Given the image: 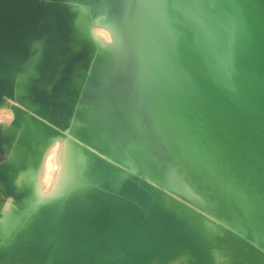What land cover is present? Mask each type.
I'll list each match as a JSON object with an SVG mask.
<instances>
[{"label": "bare ground", "instance_id": "6f19581e", "mask_svg": "<svg viewBox=\"0 0 264 264\" xmlns=\"http://www.w3.org/2000/svg\"><path fill=\"white\" fill-rule=\"evenodd\" d=\"M260 3L203 0L192 10L198 22L185 19L162 61L151 21H122L119 42L102 23L82 38L77 22L103 15L98 4L35 0L0 96L9 156L2 264H165L178 251L192 264H264V109L244 119L232 108L246 79L238 54L264 27ZM98 49L122 85L94 72ZM124 83L141 111L133 131L108 116ZM154 138L168 153L167 176ZM109 154L127 168L105 161Z\"/></svg>", "mask_w": 264, "mask_h": 264}, {"label": "water", "instance_id": "95a60500", "mask_svg": "<svg viewBox=\"0 0 264 264\" xmlns=\"http://www.w3.org/2000/svg\"><path fill=\"white\" fill-rule=\"evenodd\" d=\"M263 1L260 11L264 16ZM34 16L35 0H0V96L27 42ZM238 55L246 79L232 108L244 119L255 118V110L264 109V27ZM12 193L17 195L16 188ZM140 243L143 250L147 244Z\"/></svg>", "mask_w": 264, "mask_h": 264}, {"label": "snow or ice", "instance_id": "6c2138e0", "mask_svg": "<svg viewBox=\"0 0 264 264\" xmlns=\"http://www.w3.org/2000/svg\"><path fill=\"white\" fill-rule=\"evenodd\" d=\"M64 2L75 6L78 0H64ZM97 4L104 10L103 15L97 18L96 13H92L77 22L78 29L83 26V30L78 32L82 38H86L96 24L102 23L104 27L111 29L119 42L122 21L141 23L151 21V30L159 57L162 61H166L175 53L178 45L177 33L186 26L185 19L191 17L194 23L198 22L192 10L202 7L203 0H91L92 7ZM178 8H182V11L178 12ZM112 51L116 55L119 54L116 45H113ZM72 191L69 186L61 194L69 195ZM50 202V200L41 201V203ZM165 264H192L191 254L178 251L169 257Z\"/></svg>", "mask_w": 264, "mask_h": 264}, {"label": "rangeland", "instance_id": "374dc122", "mask_svg": "<svg viewBox=\"0 0 264 264\" xmlns=\"http://www.w3.org/2000/svg\"><path fill=\"white\" fill-rule=\"evenodd\" d=\"M94 28L96 29L97 26L95 25ZM120 28L122 30L121 25H120ZM97 51L98 52H97V55L95 56V60H94L93 66H92L94 72H96L98 70L105 71L106 74L109 75L108 77H111L113 84H117L118 86L122 85L123 82L121 80V74L119 72L120 70L118 68V65L111 63L107 57H105L101 54L99 49ZM127 91H128V86L126 85V83H124L123 87L120 88L119 92L116 94V95H118L117 101L119 103L121 102L122 107L120 106L118 108V110H115L113 114L108 115V116L115 117L114 119H116L120 123L119 124L120 129L131 128V130H132V128H134L135 126H137L140 123L141 111L139 113V111H136L135 109H133V105L130 104V101L128 100L129 93ZM88 95L89 96L92 95V92L91 93L89 92ZM56 120L58 123L61 122L60 117L56 118ZM4 140H5V137L3 135L2 138L0 139V184L4 180L8 179V176L6 175V171L4 169L8 163L9 156L6 155V153L4 151V147H3ZM151 144L153 145V151L152 152L155 153V159L157 161V168H159L158 169L159 171L163 172L162 174L164 176H167L165 169L168 168L169 164H167V163L170 160L168 157V153L166 151H164V148L159 143L158 139L154 138L153 141L151 142ZM93 147H95V146H93ZM145 150H147V149L145 148ZM103 158L105 159V161H108L110 163H114L113 164L114 166L117 165L116 167H121L122 169H126L128 166V165H126L125 159H123L119 155H118L117 159L114 157L113 154H109ZM14 188H16V191L18 193V189H17L18 187L15 183H13L12 186L10 187L11 193L13 192ZM12 195L14 197H17V195L15 196L13 193H12ZM32 196H33L32 191H28L27 195H25V198H27V200L30 201ZM18 198L20 199L21 197L18 196ZM162 198L163 197L161 196L160 199H162ZM7 201H8V198L5 195H3V193L0 191V205H2L4 202H7ZM140 209L143 213L144 211L142 210V208H140ZM0 216H2V213H0Z\"/></svg>", "mask_w": 264, "mask_h": 264}]
</instances>
